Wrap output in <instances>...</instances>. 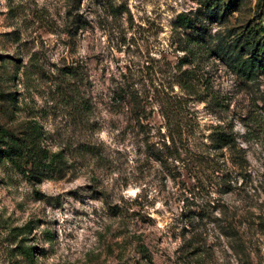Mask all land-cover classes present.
Returning a JSON list of instances; mask_svg holds the SVG:
<instances>
[{
    "label": "rangeland",
    "instance_id": "374dc122",
    "mask_svg": "<svg viewBox=\"0 0 264 264\" xmlns=\"http://www.w3.org/2000/svg\"><path fill=\"white\" fill-rule=\"evenodd\" d=\"M260 16L264 0H0V126L21 137L36 122L67 160L31 184L0 158V264H264V73L229 64ZM162 112L202 143L230 129L239 164L177 141L155 161ZM82 143L97 154L69 152Z\"/></svg>",
    "mask_w": 264,
    "mask_h": 264
},
{
    "label": "trees",
    "instance_id": "16d2710c",
    "mask_svg": "<svg viewBox=\"0 0 264 264\" xmlns=\"http://www.w3.org/2000/svg\"><path fill=\"white\" fill-rule=\"evenodd\" d=\"M213 4V2L211 3ZM217 6L208 5L206 10L208 13H219ZM177 26L184 31H194L195 23L190 20L185 14H180L176 20ZM190 34V33H187ZM193 41H196L195 39ZM232 50L236 48V54L232 55L230 59V65L241 75L246 78H252L256 74L264 73V16H260L255 25L249 26L240 33H237L232 41ZM186 49V47H184ZM64 76H75L76 69L74 67H66L62 70ZM179 85L185 90L188 96H193L192 100H201L197 95L193 84L189 81H183L179 79ZM209 96V102L216 103L217 97L212 90L207 91ZM186 100L182 97L175 98V103L178 109H182V105ZM217 104V103H216ZM86 103H76L73 106V111L80 116L84 115ZM184 109V106H183ZM187 110V109H186ZM170 118L165 112H162V117L165 123V130L169 142L166 145L162 142V148L159 150L152 146H147V152L153 156V159L159 163L164 162V157L174 158L173 154L178 156V147H176V141L185 146L190 142H193L194 150L191 151V155L198 159L203 160L209 152H219L221 156L227 155L228 159L232 158L234 163H238L236 158L240 156L241 148L237 147L235 136L230 129H226L222 126L216 125L212 127L211 131L204 137L199 133L200 138L207 139V143L197 141L195 131L190 129L188 133H184L180 125H175L174 122L183 118V115H178ZM174 119V120H173ZM185 124V122H184ZM190 127V126H189ZM184 133V134H183ZM42 133L36 124L33 122L30 125L29 131L21 137H16L6 129L0 126V158H4L19 172L29 183L33 184L41 180L42 178L57 177L60 178L67 167V160L63 151L49 152L45 147L41 146L40 138ZM192 138L191 140L189 138ZM197 142V143H196ZM172 147L173 153H168V149ZM167 151V153H166ZM69 152L86 155H96V148L89 143H82L77 149H71ZM70 153V154H71ZM73 153V154H74ZM72 155V154H71Z\"/></svg>",
    "mask_w": 264,
    "mask_h": 264
}]
</instances>
